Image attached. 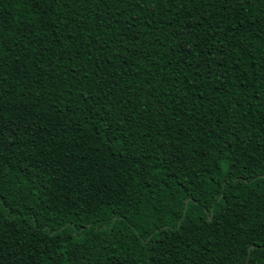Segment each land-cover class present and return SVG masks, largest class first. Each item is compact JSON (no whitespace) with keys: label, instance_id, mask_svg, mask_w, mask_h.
Returning a JSON list of instances; mask_svg holds the SVG:
<instances>
[{"label":"trees","instance_id":"obj_1","mask_svg":"<svg viewBox=\"0 0 264 264\" xmlns=\"http://www.w3.org/2000/svg\"><path fill=\"white\" fill-rule=\"evenodd\" d=\"M0 264H264V0H0Z\"/></svg>","mask_w":264,"mask_h":264},{"label":"water","instance_id":"obj_2","mask_svg":"<svg viewBox=\"0 0 264 264\" xmlns=\"http://www.w3.org/2000/svg\"><path fill=\"white\" fill-rule=\"evenodd\" d=\"M186 202V200L184 201V203Z\"/></svg>","mask_w":264,"mask_h":264}]
</instances>
